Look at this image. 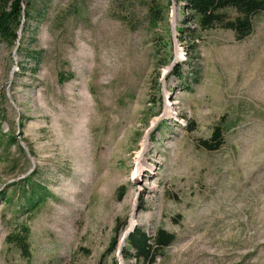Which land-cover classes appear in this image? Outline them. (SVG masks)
Listing matches in <instances>:
<instances>
[{
    "label": "rangeland",
    "instance_id": "obj_1",
    "mask_svg": "<svg viewBox=\"0 0 264 264\" xmlns=\"http://www.w3.org/2000/svg\"><path fill=\"white\" fill-rule=\"evenodd\" d=\"M30 4L21 49L0 38V264H97L131 217L174 234L151 264H264V11L236 40L170 0ZM25 175L46 191L28 209ZM22 224L28 258L4 241Z\"/></svg>",
    "mask_w": 264,
    "mask_h": 264
},
{
    "label": "trees",
    "instance_id": "obj_2",
    "mask_svg": "<svg viewBox=\"0 0 264 264\" xmlns=\"http://www.w3.org/2000/svg\"><path fill=\"white\" fill-rule=\"evenodd\" d=\"M178 2L184 8L185 19L195 21L200 29L208 28L214 25L230 28L236 40L242 39L251 30V14L256 11H264V0H173ZM30 0H0V38H5L11 45H15L17 53L21 48L19 46L20 34L23 31L25 20L29 15ZM231 8L234 12L230 16L225 12V8ZM149 21L155 24L157 8H149ZM182 31V29H178ZM181 36V34H179ZM198 37L199 35L196 34ZM188 52L194 51L195 42L190 39ZM33 57V55H31ZM181 63L175 62L169 72L176 77L181 76ZM62 78L63 74H59ZM1 115V110H0ZM1 121V119H0ZM191 129L192 127H188ZM225 123L222 121L213 125L208 137L198 138L197 143L205 149H215L222 142V132ZM9 140H14V134L9 135ZM23 181L29 180L30 187L28 196L25 200L24 209L33 207L38 200L46 194L42 184L30 180L29 176H23ZM122 186L118 185L115 189V196L120 197ZM4 197V191H0V197ZM27 227L22 224L18 229H11L4 236V241L8 245L17 248L19 254L25 258L29 256V248L26 240ZM174 239L173 232L166 230L162 226L155 228L152 234H148L141 226L134 225L125 235L120 246V255L123 259L132 256L133 264H151L155 257L162 253V248L168 245ZM117 246V234L111 236L106 249L101 253L99 261H103L106 255L112 254ZM110 264H117L114 256L110 257Z\"/></svg>",
    "mask_w": 264,
    "mask_h": 264
},
{
    "label": "water",
    "instance_id": "obj_3",
    "mask_svg": "<svg viewBox=\"0 0 264 264\" xmlns=\"http://www.w3.org/2000/svg\"><path fill=\"white\" fill-rule=\"evenodd\" d=\"M172 3H173V0H170V6H172ZM171 34L172 36H174L173 40H175V31H174V23L171 21ZM15 47H16V44L13 46V49H12V52H15ZM176 60L175 57H173L171 60H170V63H169V66L167 68H170L174 61ZM152 125V124H151ZM151 126L149 125V127L146 128V130H148ZM131 214H133V212H130ZM134 223H132L130 225V222L128 224V226L123 230L122 234L120 235V238L118 240V243H117V246H116V259H117V264H121L120 262V245L122 244L123 242V239L125 237V235L128 233L129 230H131L133 228V225Z\"/></svg>",
    "mask_w": 264,
    "mask_h": 264
},
{
    "label": "bare ground",
    "instance_id": "obj_4",
    "mask_svg": "<svg viewBox=\"0 0 264 264\" xmlns=\"http://www.w3.org/2000/svg\"><path fill=\"white\" fill-rule=\"evenodd\" d=\"M172 7H171V11H172ZM170 16H171V12H170ZM176 16H177V14L172 11V18L175 19ZM165 112L166 113H170L171 112V108L169 106H166ZM144 144H145V142H144ZM136 160H137V167H136V169L134 171V178H136V176L139 175L140 171L142 170V167H141L142 165L139 162L140 157H137ZM133 220H134L133 217H131L129 222L132 223Z\"/></svg>",
    "mask_w": 264,
    "mask_h": 264
}]
</instances>
